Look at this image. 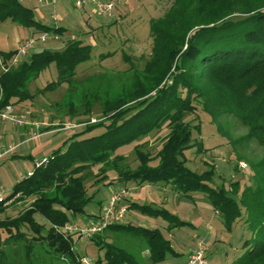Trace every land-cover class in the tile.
<instances>
[{"label": "trees", "instance_id": "16d2710c", "mask_svg": "<svg viewBox=\"0 0 264 264\" xmlns=\"http://www.w3.org/2000/svg\"><path fill=\"white\" fill-rule=\"evenodd\" d=\"M7 19L39 32H65L64 27H51L38 20L34 9L22 0H0V20ZM151 35V57L143 68L131 63L133 82L123 86L120 93L113 94L108 85L103 86L104 93L97 91L90 81L83 93L71 92L66 101L55 103L62 114L85 123V128L54 150L46 164L16 182L10 196L0 203V212H4L15 201L33 198L17 216L0 218V264L11 263L7 262L4 244L15 239L28 242L26 260L33 246L41 244L69 264H83L72 235L59 227L70 221L68 212H86L94 197L87 183L97 165V176H103L97 185L117 181L126 186L133 181L170 185L187 198H193L195 192L205 193L228 229L243 220L252 232L244 243V253L233 264H264V156L249 164L252 174L247 184L241 187L239 181L232 182L229 189L212 184L214 165L199 173L187 166L186 157V151L194 146L200 152L204 149L202 141H193L194 130L201 132L202 111L211 115L224 135H228L225 123L233 118L248 129L242 139H256L264 146V0H173L163 16L152 20ZM92 52V44L70 39L63 49L45 48L7 71L0 67V109L32 101L37 94L65 83L71 87L77 67L91 60ZM13 53L0 52L5 62ZM112 55L114 52L100 56ZM123 57L130 61L128 54L123 53ZM52 63L56 64L58 79L33 92L32 82ZM98 100L103 117L91 122ZM189 114H195L198 122L187 119ZM166 124L169 131L153 153L148 150L150 135L160 133ZM50 126L43 131L57 128ZM99 127L102 132L94 133ZM144 138L146 141L141 142ZM134 141L138 142L135 153L139 164L132 168L128 156L119 149ZM110 171L117 175L109 179ZM129 208L173 219L177 222L174 227L184 223L163 208L133 201ZM38 213L47 218L49 229L37 221ZM103 231L142 238L150 251V264L178 253L158 228L119 223ZM99 234L91 240L105 253L95 264H148L139 254L109 243ZM19 258L23 264L25 259Z\"/></svg>", "mask_w": 264, "mask_h": 264}, {"label": "rangeland", "instance_id": "374dc122", "mask_svg": "<svg viewBox=\"0 0 264 264\" xmlns=\"http://www.w3.org/2000/svg\"><path fill=\"white\" fill-rule=\"evenodd\" d=\"M114 1L117 3V7L111 14H100L90 6H86V9H79L70 0H59L57 6L53 4L41 6L38 0H23L24 4L34 9L38 20L51 27L64 26L70 35L75 36L74 39L92 44L93 52L91 60L83 62L77 67L75 82L71 87L65 83L56 89L37 94L32 101H27L23 107L25 118L20 120L24 122L25 120L30 122L36 120V125H34V133L31 135L33 140L20 147L18 151L32 147L33 156L36 160L49 157L54 150L63 147L74 133L85 128V123H79L77 119L62 114L55 103L66 101L71 92L83 93L92 83L97 91L104 93L106 88L103 89V86L108 85L107 87L111 89L113 94L120 93L123 86L133 82V71L130 70L131 63L143 68L151 57L153 45L151 22L153 19L163 16L172 5L173 0ZM37 4L44 10L45 17L42 18L39 15V10L36 9ZM59 7L64 11H60ZM30 29L32 28L21 26L10 19L0 20V52L15 51L19 43L30 36ZM59 41V39H48L43 45L52 46L54 44L55 46L59 45ZM51 49L57 50L63 49V47ZM108 52H114V55L102 59L101 53ZM32 53L27 58H30ZM123 53L128 54L130 61L124 59ZM1 60L4 59L0 54ZM0 67L2 69L1 65ZM58 77L56 64L52 63L32 82L30 87L35 92L38 88L45 87L49 82L57 80ZM85 79L89 80V83ZM196 104L198 111L201 112L200 105ZM92 109L91 122L103 117V106L100 100L95 102ZM186 117L193 120V123L198 122L194 119L195 114H189ZM43 120L47 122L43 123ZM12 123L14 122L12 121ZM225 124L224 130L228 135L221 133L218 126L212 122L211 115L202 111L201 132L194 130L193 141L195 142V138L202 141L204 149L202 152L198 151V146L188 149L186 151L187 166L201 173L212 164L216 168V176L212 183L214 186H224L229 189L232 182L239 181L243 187L249 182L252 174V168L249 164L264 156V146L256 139L241 138L248 129L240 121L237 122L231 118ZM23 125L18 124V126ZM49 125L52 128H57L45 131L47 133L43 132L42 130ZM60 125H63V128H59ZM168 131L169 126L166 124L160 133L151 134L148 150L156 153ZM100 132H102L100 127L94 130V133ZM142 141H146V139L144 138ZM137 143L134 141L119 149L120 153L128 156L127 163L132 168L139 164L135 153ZM240 162L248 163V168L241 169L239 167ZM28 163L34 167V159L29 157L26 160L24 158H17L14 161L5 160L0 164V191L4 190L3 193L6 198L12 193L13 184L19 178L20 173L26 175L28 172ZM152 163L155 164L156 161ZM99 168V165L93 168L94 177L89 179L87 183V190L89 193L93 192L94 197L86 207V212L84 214L68 212L70 218L68 223H77L80 226L90 224L92 219H95L96 215L100 213L101 204L103 205L110 198L112 191L125 185L117 181L113 184L97 185V180L103 177L102 175L97 176ZM107 175L110 179L114 178L117 173L110 171ZM126 186L138 204L163 208L184 222L174 227L173 224L177 222L173 219L143 213L137 209L130 211L131 214L138 216L139 220L135 221V225L160 229L164 236L170 240L175 251L178 252L177 254H168L164 261L154 264H184L187 257L200 245L206 248L212 264H233L244 253V243L251 237V230L243 220L236 221L228 229L224 224L222 215L215 209L205 193L195 192L193 198H187L170 185L138 184L132 181ZM32 201L33 198H28L24 202L15 201L10 205L12 208L8 213L3 212L2 218L9 214L17 216ZM35 217L39 223L45 225L46 230L49 229L50 223L46 217L39 213L35 214ZM99 233L103 238H107V242H116L133 253L139 254L146 263L150 264L149 256L145 254L148 249L142 238L125 232L120 233V231H102ZM72 241L73 247L80 257L86 256L95 261L104 256L105 249H101L90 238H80L78 234H72ZM26 244H28L26 240L16 239L4 244V250L8 257L7 262L22 264L19 258L22 256L25 259L23 264H69L68 260L58 258L48 252L47 248L41 244L33 246V251L26 260Z\"/></svg>", "mask_w": 264, "mask_h": 264}, {"label": "built area", "instance_id": "2783aa9c", "mask_svg": "<svg viewBox=\"0 0 264 264\" xmlns=\"http://www.w3.org/2000/svg\"><path fill=\"white\" fill-rule=\"evenodd\" d=\"M44 3V0H39ZM52 4H57V0H50ZM75 7L79 9H85L86 6H90L92 9L100 14H111L117 7V3L114 0H70ZM48 39H60V34L56 32H41L39 34H32L25 40L19 43L18 48L14 51L12 56L5 62L0 61L2 69L7 71L11 67L18 66L23 62L31 52H33L37 45L41 43H46ZM74 39V36L72 37ZM0 118L3 119H13L19 125L32 123L30 121H21L14 114L13 105H7L5 108L0 109ZM16 145L9 146L6 149H0V160L4 159L8 154L15 150ZM49 161L48 157L38 159L34 161V168L40 167ZM239 167L241 169L248 168V163L240 162ZM34 170V169H33ZM33 171H29L27 176L31 175ZM4 191V190H3ZM0 191V203L4 202L6 197ZM10 202V201H9ZM131 202V191L130 189L123 185L117 189H114L111 193L110 198L102 205L101 211L96 215L95 220L86 226H80L79 224L66 223L64 226L59 227V229L66 235L78 234L80 238L91 239L94 235L102 232L110 224L119 223H130L131 209L129 204ZM83 264H95V261L89 257H82ZM184 264H212L208 257L206 248L200 245L196 248L184 262Z\"/></svg>", "mask_w": 264, "mask_h": 264}, {"label": "crops", "instance_id": "0c3cea01", "mask_svg": "<svg viewBox=\"0 0 264 264\" xmlns=\"http://www.w3.org/2000/svg\"><path fill=\"white\" fill-rule=\"evenodd\" d=\"M23 1V0H22ZM39 1V0H38ZM59 0H57V3H58ZM40 2V1H39ZM24 3V2H23ZM38 3V2H37ZM41 6H46V5H52L51 1L50 0H44V3H41ZM26 5V4H25ZM38 5V4H37ZM54 5V4H53ZM56 5V4H55ZM58 5V4H57ZM56 5V6H57ZM30 7V6H28ZM36 9L39 10V15L43 18L45 17V12L42 8H40V6H36ZM60 11L63 10L61 7L58 8ZM86 9V8H85ZM64 11V10H63ZM58 27H64V26H58ZM65 28V27H64ZM30 34L29 35H32V34H39L41 32L35 30V29H30ZM71 37H73L72 35L69 34V32L67 31V28H65V32L63 34L60 35V41L58 42L59 45H55L52 44V46H47V45H43L45 43H39L36 47V49L33 51L34 52H39V51H42L43 49L45 48H53V47H63L66 45V43L72 39ZM75 37V36H74ZM52 40H55V39H52ZM27 104V101H24V102H20V103H16V104H13V108H14V114L16 115V117L18 119H21V118H25V115H24V110H23V107ZM51 119V118H50ZM41 120V119H40ZM12 121L14 123H12ZM51 121V120H50ZM44 122H47L46 120H43V123ZM47 124V123H46ZM36 125V120H32V123H29V124H26V125H23V126H18V123L13 120V119H3V118H0V149H6L8 148L9 146H14L16 145V148L15 150H13L12 153L8 154L4 159L0 160V164L3 163L5 160H11V161H14L16 160L17 158L19 159H27L28 157L31 158L32 160L34 159V161L36 160L35 156H33V148L32 147H28L26 148L25 150H22V151H18L20 149V147L24 146L26 143H29L30 141L33 140V137L31 136L32 133H34V128ZM18 126V127H17ZM17 127V128H16ZM45 129V128H44ZM43 129V130H44ZM42 130V131H43ZM50 131V130H48ZM45 132V131H43ZM47 133V132H45ZM27 163V162H26ZM27 166L29 167V169L27 170L28 172L29 171H33L34 167L32 165H30L29 163L27 164ZM27 172V173H28ZM27 173L26 175L23 174V173H20V176L19 178H24L25 176H27ZM19 178H17V180H15L16 182L19 181ZM13 184V186L15 185V183ZM13 189V187H12ZM131 201L135 202V199H133V196L131 194ZM19 202H24V201H19ZM12 208L9 207L7 208V210L5 211V213H8ZM3 212H0V218H2V215ZM8 216V215H7ZM10 216V214H9ZM132 221H130V223L134 224L135 221L137 222L139 219H138V216L136 214H131V218H130ZM92 220H95V219H92ZM142 225V224H140ZM145 254L146 256H150V251L146 250L145 251ZM188 258V257H187ZM187 260V259H186Z\"/></svg>", "mask_w": 264, "mask_h": 264}]
</instances>
